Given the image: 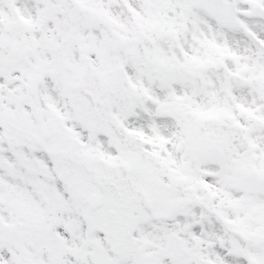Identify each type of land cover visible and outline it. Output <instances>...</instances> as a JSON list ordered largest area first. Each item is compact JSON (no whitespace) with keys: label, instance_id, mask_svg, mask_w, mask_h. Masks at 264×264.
<instances>
[{"label":"snow or ice","instance_id":"6c2138e0","mask_svg":"<svg viewBox=\"0 0 264 264\" xmlns=\"http://www.w3.org/2000/svg\"><path fill=\"white\" fill-rule=\"evenodd\" d=\"M0 264H264V0H0Z\"/></svg>","mask_w":264,"mask_h":264}]
</instances>
